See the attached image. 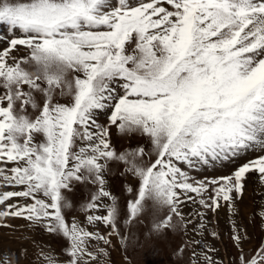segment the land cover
Returning <instances> with one entry per match:
<instances>
[{"label":"snow or ice","instance_id":"snow-or-ice-1","mask_svg":"<svg viewBox=\"0 0 264 264\" xmlns=\"http://www.w3.org/2000/svg\"><path fill=\"white\" fill-rule=\"evenodd\" d=\"M114 169L136 182L123 203ZM250 174L264 201V0H0V227L60 238V254L33 241L40 264H111L114 237L174 219L188 264H222L198 237H219L207 211L234 216ZM231 226L234 264H264Z\"/></svg>","mask_w":264,"mask_h":264},{"label":"rangeland","instance_id":"rangeland-1","mask_svg":"<svg viewBox=\"0 0 264 264\" xmlns=\"http://www.w3.org/2000/svg\"><path fill=\"white\" fill-rule=\"evenodd\" d=\"M105 117H100V123H104ZM113 143L120 149L127 146L129 141L119 138L113 129ZM135 143L136 140H132ZM255 154L247 157L254 158ZM227 164L225 166H208L191 173L196 179H213L223 175H228L239 163ZM115 175L109 177L114 194L123 203L126 199H131V195L126 191H122L124 185H134L136 182L132 178L120 176L119 170H115ZM257 189V180L254 175L250 174L246 182L245 192L242 200L235 203L236 214L230 216L226 206H222L215 214L207 211L208 220L212 222L208 231L215 230L219 233V237L215 240L206 237L201 233L198 239L205 240L209 246H214L217 252V259L222 260V264H234L237 259L238 249L234 247L229 236L232 232V222L239 225L240 229L246 230L247 240L243 244L245 252L255 248L264 241V230L261 229L260 220L258 219V205L264 203L254 192ZM6 189L0 188V191ZM2 207V206H0ZM195 208V206H192ZM78 215L83 220V215L78 212L69 213ZM11 227H0V264H40V259L36 255L33 241L46 244L60 254L63 241L54 236L43 233L40 229L28 227V222L23 219L8 218L7 221ZM176 224L175 229L170 230L166 236H151L146 238L144 233L145 226H133L130 230L135 235H129L124 247H121L117 238H113V247L110 249L111 264H188L190 247L183 253H179L178 249L187 243L184 236L183 225L178 220L173 221ZM103 232V229H100ZM244 234V231L241 232ZM100 246H103L102 244ZM23 251L26 255H15L13 252ZM116 252V255H114ZM7 254V255H5Z\"/></svg>","mask_w":264,"mask_h":264},{"label":"bare ground","instance_id":"bare-ground-1","mask_svg":"<svg viewBox=\"0 0 264 264\" xmlns=\"http://www.w3.org/2000/svg\"><path fill=\"white\" fill-rule=\"evenodd\" d=\"M246 250V249H245ZM115 254L114 255H116V252L115 251H113ZM111 253V252H110Z\"/></svg>","mask_w":264,"mask_h":264}]
</instances>
